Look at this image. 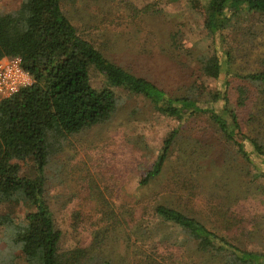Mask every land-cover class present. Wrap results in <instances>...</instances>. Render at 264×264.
Here are the masks:
<instances>
[{"label":"rangeland","instance_id":"1","mask_svg":"<svg viewBox=\"0 0 264 264\" xmlns=\"http://www.w3.org/2000/svg\"><path fill=\"white\" fill-rule=\"evenodd\" d=\"M23 1L0 0V13L19 9ZM62 4L81 36L107 58L172 96L189 93L202 77L199 59L214 48L203 14L186 0H62ZM241 26L239 32L230 34L220 56L232 53L234 72L263 71L264 18L247 16ZM207 83L211 90H225L223 78ZM103 85L102 79H93L95 88ZM240 85L250 92L247 106L240 109L246 123L254 111L251 98L256 87L234 81V103ZM113 91L117 104L110 119L63 139L46 170L48 203L62 232L61 252L87 249V258L98 264L101 259L112 264L151 260L153 264H190L186 236L156 217L159 205L175 208L213 229L228 221L239 230L233 241L249 250L264 251V232L248 236L253 216L262 217L264 227V194L245 196L246 171L208 118L179 122L159 114L148 100L125 88ZM250 126L254 128L256 122ZM178 128V147L163 172L142 184L165 140ZM182 143L195 150L186 166L182 159L190 156L179 148ZM189 165L202 175L193 176ZM26 171L32 174L28 168ZM256 182L264 189V179ZM27 211L24 206L0 207L1 213L20 220ZM97 234L102 238L97 240ZM1 237L0 233V248H4Z\"/></svg>","mask_w":264,"mask_h":264},{"label":"trees","instance_id":"2","mask_svg":"<svg viewBox=\"0 0 264 264\" xmlns=\"http://www.w3.org/2000/svg\"><path fill=\"white\" fill-rule=\"evenodd\" d=\"M186 1L203 14L214 48L199 59L202 77L185 96H172L112 62L81 36L66 15L62 0H24L19 9L0 13V61L20 58L33 78L31 86L0 100V207L29 209L21 220L0 212L1 241L5 244L0 248V264H98L87 258V249L61 252L62 232L48 203L46 170L56 145L63 139L110 119L117 104L114 88H125L143 97L156 112L179 122L207 117L226 144L233 147L232 155L238 157L234 160L246 171L249 180L245 181V196L250 198L251 192L264 194L256 184V180L264 179V70L240 74L232 70L230 51L220 56L230 34L241 29L244 18H264V0ZM175 39L172 37L173 46ZM94 78L103 80L102 88L93 86ZM222 78L225 90L208 87L207 80ZM239 80L256 87L251 98L254 111L246 123L240 109L247 106L250 92L240 85L236 88V103L231 100L233 83ZM254 121L256 126L251 128ZM180 133V128L170 133L142 184L161 175L178 147ZM181 145L179 148L190 156L182 159L186 166L195 150L183 146L188 144ZM26 168L32 174L24 172ZM188 169L195 177L202 175L193 165ZM154 214L168 228L186 236L191 246L186 248L190 264H264V251L249 250L238 240L233 241L239 230L228 221L213 229L166 205L157 206ZM256 217L250 221V238L264 232L262 217ZM99 238L102 236L97 234ZM130 241L129 236L126 243ZM99 264L112 263L101 259Z\"/></svg>","mask_w":264,"mask_h":264},{"label":"built area","instance_id":"3","mask_svg":"<svg viewBox=\"0 0 264 264\" xmlns=\"http://www.w3.org/2000/svg\"><path fill=\"white\" fill-rule=\"evenodd\" d=\"M32 84L33 78L23 68L20 58H4L0 61V100L10 98Z\"/></svg>","mask_w":264,"mask_h":264}]
</instances>
